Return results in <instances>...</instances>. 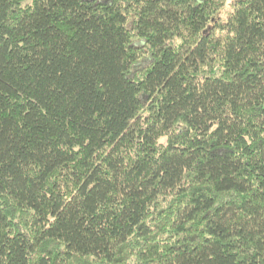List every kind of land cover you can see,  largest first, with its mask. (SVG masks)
<instances>
[{
  "label": "trees",
  "instance_id": "trees-1",
  "mask_svg": "<svg viewBox=\"0 0 264 264\" xmlns=\"http://www.w3.org/2000/svg\"><path fill=\"white\" fill-rule=\"evenodd\" d=\"M0 264H264V0H0Z\"/></svg>",
  "mask_w": 264,
  "mask_h": 264
}]
</instances>
